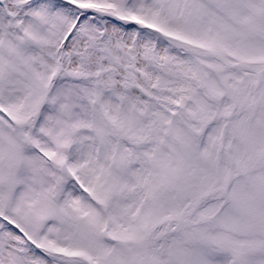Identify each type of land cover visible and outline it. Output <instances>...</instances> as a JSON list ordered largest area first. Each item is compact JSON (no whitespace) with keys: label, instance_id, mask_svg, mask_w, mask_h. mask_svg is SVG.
Returning a JSON list of instances; mask_svg holds the SVG:
<instances>
[{"label":"snow or ice","instance_id":"6c2138e0","mask_svg":"<svg viewBox=\"0 0 264 264\" xmlns=\"http://www.w3.org/2000/svg\"><path fill=\"white\" fill-rule=\"evenodd\" d=\"M0 264H264V0H0Z\"/></svg>","mask_w":264,"mask_h":264}]
</instances>
